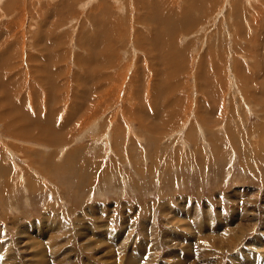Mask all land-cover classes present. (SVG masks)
<instances>
[{
    "label": "rangeland",
    "instance_id": "obj_1",
    "mask_svg": "<svg viewBox=\"0 0 264 264\" xmlns=\"http://www.w3.org/2000/svg\"><path fill=\"white\" fill-rule=\"evenodd\" d=\"M65 263L264 264V0H0V264Z\"/></svg>",
    "mask_w": 264,
    "mask_h": 264
},
{
    "label": "bare ground",
    "instance_id": "obj_2",
    "mask_svg": "<svg viewBox=\"0 0 264 264\" xmlns=\"http://www.w3.org/2000/svg\"><path fill=\"white\" fill-rule=\"evenodd\" d=\"M14 109V108H13ZM17 135V134H16ZM91 178V177H90ZM253 192V191H252ZM255 192V191H254ZM250 196V195H249ZM244 216H245V214L244 213H242ZM231 221V220H230ZM253 223L255 222V221H252ZM253 223H250V225L251 224H253ZM249 224V223H248ZM218 227V226H217ZM245 225L243 224V225H240V224H238V228H240L239 229V231H240V233H242L243 232V229H245ZM251 227H252V225H251ZM226 231V230H225ZM51 232V231H50ZM147 232V231H146ZM51 234H53V233H51ZM221 234V233H220ZM216 235V234H215ZM215 235H210V239H208V240H206V239H204V240H202L201 242H203L204 244H207L208 242L209 243H211V246H214L216 243H217V245L214 247V248H210V249H207V252H209L210 251V253L212 252V253H215V252H217V249L218 248H220V246L219 245H222L223 247H225L224 246V242H228L229 240V238H230V235H231V232H225L224 234H223V236H221L222 238L221 239H219V240H211V239H214L216 236ZM48 236H50V235H48ZM48 238V237H47ZM223 239H227V240H223ZM252 239V238H251ZM250 239V240H251ZM51 240V239H50ZM254 240V239H253ZM200 242V243H201ZM213 242V243H212ZM233 243H235V242H233ZM253 243H255V242H253ZM259 243V242H258ZM247 245V244H246ZM251 246V245H250ZM207 247V246H206ZM206 250V249H205ZM255 250V249H254ZM258 250V249H257ZM263 250V249H262ZM219 251V250H218ZM253 252V251H252ZM202 253V252H201ZM204 253H206V252H204ZM251 253V252H250ZM238 257H240V256H238ZM241 258V257H240ZM262 260V259H261ZM255 262V261H254ZM66 264V263H65ZM254 264V263H253Z\"/></svg>",
    "mask_w": 264,
    "mask_h": 264
}]
</instances>
